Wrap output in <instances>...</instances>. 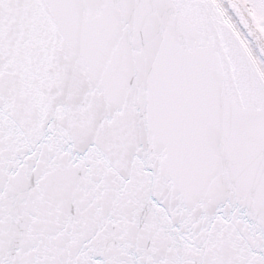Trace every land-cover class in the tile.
<instances>
[{"label":"snow or ice","instance_id":"1","mask_svg":"<svg viewBox=\"0 0 264 264\" xmlns=\"http://www.w3.org/2000/svg\"><path fill=\"white\" fill-rule=\"evenodd\" d=\"M0 264H264V0H0Z\"/></svg>","mask_w":264,"mask_h":264}]
</instances>
